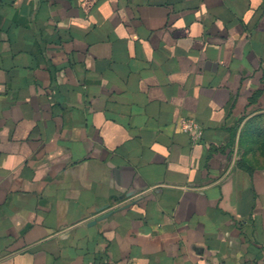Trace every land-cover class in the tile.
<instances>
[{
  "label": "crops",
  "instance_id": "crops-1",
  "mask_svg": "<svg viewBox=\"0 0 264 264\" xmlns=\"http://www.w3.org/2000/svg\"><path fill=\"white\" fill-rule=\"evenodd\" d=\"M262 114L264 0H0V264H264Z\"/></svg>",
  "mask_w": 264,
  "mask_h": 264
},
{
  "label": "rangeland",
  "instance_id": "rangeland-1",
  "mask_svg": "<svg viewBox=\"0 0 264 264\" xmlns=\"http://www.w3.org/2000/svg\"><path fill=\"white\" fill-rule=\"evenodd\" d=\"M243 142V153L253 161L264 162V114L257 118Z\"/></svg>",
  "mask_w": 264,
  "mask_h": 264
},
{
  "label": "built area",
  "instance_id": "built-area-1",
  "mask_svg": "<svg viewBox=\"0 0 264 264\" xmlns=\"http://www.w3.org/2000/svg\"><path fill=\"white\" fill-rule=\"evenodd\" d=\"M182 128L185 132H195L198 133L199 130L201 129L200 124L198 123V121L196 119L193 118H188L187 120H185L182 124Z\"/></svg>",
  "mask_w": 264,
  "mask_h": 264
},
{
  "label": "clouds",
  "instance_id": "clouds-1",
  "mask_svg": "<svg viewBox=\"0 0 264 264\" xmlns=\"http://www.w3.org/2000/svg\"><path fill=\"white\" fill-rule=\"evenodd\" d=\"M182 23V22H181Z\"/></svg>",
  "mask_w": 264,
  "mask_h": 264
}]
</instances>
